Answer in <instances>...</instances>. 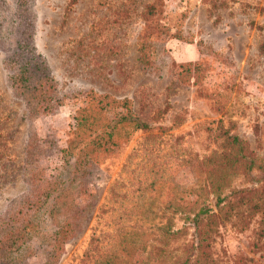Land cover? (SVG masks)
<instances>
[{"label": "rangeland", "instance_id": "obj_1", "mask_svg": "<svg viewBox=\"0 0 264 264\" xmlns=\"http://www.w3.org/2000/svg\"><path fill=\"white\" fill-rule=\"evenodd\" d=\"M13 1L0 0L10 7ZM30 4L37 50L65 96L47 114L35 120L26 117L23 101L8 82L6 60L15 47L14 21L6 20L9 9L0 7V216L28 189L23 169L30 135L38 134L44 163L52 166L69 139L78 93L92 89L129 98L137 115L153 127L134 132L94 167L88 181L91 206L57 264H181L186 257L194 259L193 226L166 203L215 208L210 169L217 163L214 154L228 151L226 136L237 135L255 163L251 170L231 174L223 193L264 185V0ZM152 5L160 24L179 36L164 43L154 40L156 52L147 69L139 61V45L152 20ZM196 59L205 67L207 78L202 82H180L168 70L172 61ZM217 95L222 98L218 109ZM233 198L232 194L227 201ZM149 203L155 216L136 233V207ZM237 204L243 215L219 219L208 264H264V220L258 214L247 215L250 205L245 200ZM165 225L181 229L169 244L157 229ZM14 256L0 257V264H46L49 248L34 238Z\"/></svg>", "mask_w": 264, "mask_h": 264}, {"label": "trees", "instance_id": "obj_2", "mask_svg": "<svg viewBox=\"0 0 264 264\" xmlns=\"http://www.w3.org/2000/svg\"><path fill=\"white\" fill-rule=\"evenodd\" d=\"M2 6L9 9L6 15L9 18L5 17L6 20L14 21L12 28L15 47L10 50L6 60L8 82L14 95L23 101L26 117L35 120L63 103L65 95L60 94L58 82L45 56L37 50L34 39L35 14L30 0H14L13 7L0 2V7ZM2 15L0 11V38L4 37ZM156 15V7L152 5L149 14V19L152 20L144 30L145 38L151 39L147 41L144 38L139 45V61L147 69L156 52L154 40L164 43L179 36L161 25ZM196 60L172 61L168 70L180 82H188L192 78L202 82L207 78L205 67ZM219 96L215 98L217 109L222 100ZM76 100L77 107L69 128V139L60 148L56 163L52 166L51 162L44 163L45 156L38 143L37 133L31 134L27 140L23 176L28 189L11 202L0 216L2 258L12 260L14 254L27 242L36 238L48 245L49 258L46 264H57L66 244L79 231L91 206L93 192L88 181L94 167L99 160L126 143L134 132L153 127L137 115L127 97L116 98L109 93L89 89L80 90ZM225 145L228 151L215 153L217 163L210 169L213 192L216 194L215 208L204 203L197 207L193 202L189 205L169 201L166 203L168 210L183 213L184 219L193 226L196 254L194 259L186 257L181 264H208L210 239L217 223L219 219H226L231 214L242 216L243 211L237 207L239 201L245 200L250 205L247 215L258 214L264 220V185L259 189H238L223 193L231 174L251 170L255 163V158L237 135L226 136ZM155 174H158L157 179L162 178L159 169ZM110 194L112 198L115 196L116 187L114 190L112 186ZM232 194L233 201H227ZM233 209L236 210L234 213ZM134 215L136 218L133 230L138 233L137 228H142L145 221L155 216L152 203L146 207L137 206ZM157 229L167 240L164 244H169L170 239L181 230L167 225L158 226Z\"/></svg>", "mask_w": 264, "mask_h": 264}]
</instances>
